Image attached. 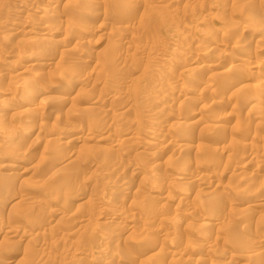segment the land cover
I'll list each match as a JSON object with an SVG mask.
<instances>
[{
	"label": "rangeland",
	"instance_id": "rangeland-1",
	"mask_svg": "<svg viewBox=\"0 0 264 264\" xmlns=\"http://www.w3.org/2000/svg\"><path fill=\"white\" fill-rule=\"evenodd\" d=\"M0 264H264V0H0Z\"/></svg>",
	"mask_w": 264,
	"mask_h": 264
},
{
	"label": "bare ground",
	"instance_id": "bare-ground-1",
	"mask_svg": "<svg viewBox=\"0 0 264 264\" xmlns=\"http://www.w3.org/2000/svg\"><path fill=\"white\" fill-rule=\"evenodd\" d=\"M127 16V15H126ZM88 28V27H87ZM80 36V35H79ZM59 41V40H58ZM225 46V45H224ZM230 55V54H229ZM247 64V63H246ZM62 65V64H61ZM238 71V70H237ZM225 82V81H224ZM45 94V93H44ZM46 96V95H45ZM179 96V95H178ZM252 99V98H251ZM65 131V130H64ZM69 133V132H68ZM61 135V134H60ZM63 136V135H62ZM28 137V136H27ZM34 137V136H33ZM57 138V137H56ZM65 138V137H64ZM10 144V143H9ZM13 144V143H12ZM245 157V156H243ZM33 203V202H32Z\"/></svg>",
	"mask_w": 264,
	"mask_h": 264
}]
</instances>
